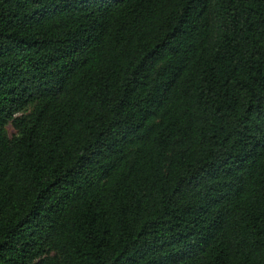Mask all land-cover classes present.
Returning <instances> with one entry per match:
<instances>
[{
    "label": "trees",
    "instance_id": "trees-1",
    "mask_svg": "<svg viewBox=\"0 0 264 264\" xmlns=\"http://www.w3.org/2000/svg\"><path fill=\"white\" fill-rule=\"evenodd\" d=\"M0 264H264V0H0Z\"/></svg>",
    "mask_w": 264,
    "mask_h": 264
},
{
    "label": "rangeland",
    "instance_id": "rangeland-1",
    "mask_svg": "<svg viewBox=\"0 0 264 264\" xmlns=\"http://www.w3.org/2000/svg\"><path fill=\"white\" fill-rule=\"evenodd\" d=\"M8 129H9L10 134H12V133L14 132V128H13L12 125H10V126L8 127Z\"/></svg>",
    "mask_w": 264,
    "mask_h": 264
}]
</instances>
